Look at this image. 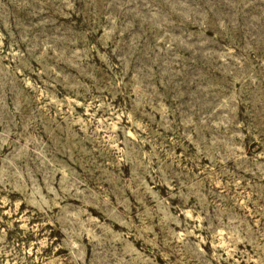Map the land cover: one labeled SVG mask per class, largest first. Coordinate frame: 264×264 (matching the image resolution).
Segmentation results:
<instances>
[{"label": "rangeland", "instance_id": "obj_1", "mask_svg": "<svg viewBox=\"0 0 264 264\" xmlns=\"http://www.w3.org/2000/svg\"><path fill=\"white\" fill-rule=\"evenodd\" d=\"M0 264H264V0H0Z\"/></svg>", "mask_w": 264, "mask_h": 264}]
</instances>
